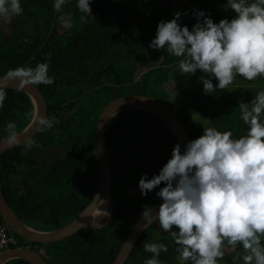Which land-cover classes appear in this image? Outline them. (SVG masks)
Masks as SVG:
<instances>
[{
  "label": "trees",
  "instance_id": "trees-1",
  "mask_svg": "<svg viewBox=\"0 0 264 264\" xmlns=\"http://www.w3.org/2000/svg\"><path fill=\"white\" fill-rule=\"evenodd\" d=\"M20 3L23 12L11 17L7 29L0 26V76L9 69L34 68L46 62L48 75L53 78L51 85H35L46 100L47 119L54 120L52 128L42 129L32 139V147L23 145L0 156V191L28 227L39 232L62 229L92 202L99 182L95 130L104 108L116 99L141 95L160 101L176 112L190 140L203 135L207 127L232 131L236 137L245 133L247 126L240 118L239 102H250L264 90V78L247 81L236 76L227 88L205 94L200 70L192 76L181 74V58L149 47L158 22L174 18L170 0H92L94 19L87 23L79 20L76 0H68L59 13L53 9L54 0ZM225 4L226 0H185L183 8L203 10L218 23L235 15L233 10L224 9ZM65 14L72 15V20L65 31L59 32L60 17ZM179 23L191 30L196 19L192 16ZM148 49L150 58L146 56ZM156 58L161 59L158 65L148 66ZM182 80L188 94L172 98L165 85ZM5 90L0 107V141L7 139V123H15L19 134L31 123L35 111L27 94ZM105 135L112 159L111 222L102 229H83L53 244L28 242L9 227L16 243L8 249L30 248L48 264L115 261L145 207L162 201L155 192L163 183L142 196L139 179L143 174L149 178L159 174L178 141L161 118L144 109L119 112L109 121ZM155 135L163 141L158 152L146 147ZM144 242L167 246L168 251L157 257L160 264H181L177 245L158 221L140 236L125 264H143L151 257L143 251ZM223 248L231 254L220 264H243L245 253L239 243L233 248L225 242ZM5 264L29 263L15 259Z\"/></svg>",
  "mask_w": 264,
  "mask_h": 264
},
{
  "label": "clouds",
  "instance_id": "clouds-1",
  "mask_svg": "<svg viewBox=\"0 0 264 264\" xmlns=\"http://www.w3.org/2000/svg\"><path fill=\"white\" fill-rule=\"evenodd\" d=\"M67 2L54 0V11L59 13ZM91 2L76 0L81 22L94 19ZM223 7L233 10L234 17L214 23L205 11L194 10L196 23L191 30L179 23L187 13L177 12L172 20L158 22L149 43L151 49L181 58V74L192 76L200 70L205 94L227 88L236 76L247 81L264 78V0H226ZM22 12L20 0H0V19L8 21ZM60 19L64 27L70 26L71 16ZM48 70L46 62L34 68L16 67L0 79L19 80L23 86L51 85ZM5 88L0 86V107ZM238 108L247 126L243 135L203 128V135L188 141L183 150L180 143L174 145L159 174L151 178L143 174L139 179L142 196L164 185L155 192L163 201L158 211L146 206L141 218L158 221L171 234L181 264H220L225 242L233 248L237 243L242 246L243 264H264V90L250 102L240 101ZM38 124L46 130L54 120L41 117ZM6 131L7 143L16 145V124L7 123ZM34 144L28 140L24 147ZM143 251L152 254L143 264H160L157 257L168 248L164 243L144 242Z\"/></svg>",
  "mask_w": 264,
  "mask_h": 264
},
{
  "label": "water",
  "instance_id": "water-1",
  "mask_svg": "<svg viewBox=\"0 0 264 264\" xmlns=\"http://www.w3.org/2000/svg\"><path fill=\"white\" fill-rule=\"evenodd\" d=\"M5 76H0L3 78ZM0 86L5 89L15 90L27 94L34 105L35 111L31 123L26 129L18 134V143L9 145L7 139L0 141V156L4 153L25 145L28 140L34 139L42 127L38 124L41 117L47 118V105L40 90L35 85H20L19 80L0 79ZM127 109H144L159 118L171 129L178 143L183 146L190 141L185 126L177 116L176 112L170 110L160 101L141 95L125 96L112 101L102 111L95 130V140L99 157V182L96 194L92 202L76 217V219L62 229L52 232H39L28 227L12 210L4 194L0 191V216L10 229L28 242L38 244H53L72 237L83 229H102L106 227L113 215V195H112V159L106 141V128L109 121L119 112ZM160 203L154 206L158 211ZM104 203L105 212L99 221L93 220V215L97 207ZM155 211L153 216L155 217ZM156 221L148 223L141 218L126 239L121 251L112 264H125L140 236ZM20 259L29 264H48L40 253L30 248H14L0 253V264H5L11 260Z\"/></svg>",
  "mask_w": 264,
  "mask_h": 264
},
{
  "label": "rangeland",
  "instance_id": "rangeland-1",
  "mask_svg": "<svg viewBox=\"0 0 264 264\" xmlns=\"http://www.w3.org/2000/svg\"><path fill=\"white\" fill-rule=\"evenodd\" d=\"M173 5H174L175 13H177V12H181V13H185L186 12L187 13V15H182L180 17V21L179 22H182V21H184V20H186V19H188V18L193 16L192 13L194 12V9L189 8V9L185 10L183 8L184 1L175 0ZM68 16L72 17V15H67V14H65L63 17L67 18ZM8 21H4V20L0 19V26L2 28L7 29ZM57 29H58L59 32H63V31H65L67 29V27H64L63 23L61 21V23H60V25H58ZM150 55H151V51L148 49V53L146 54L147 58H150ZM160 60H161L160 58H156L155 60H151L150 63L148 64V66H156V65H158V62ZM141 71H143V69L139 70V73ZM164 88H165V90L170 92L172 98L176 97L178 94L187 95L188 94V90H189V88L187 87L186 82H184L183 80L182 81H177V82H172L169 85H165ZM162 143H163V141H162L161 136L160 135H155L146 143V147L148 149H150V150H153L154 152H158L160 150V148L162 147ZM129 194H131V193H129ZM128 198H129V195H126L125 199H128ZM222 250L224 251L225 255L222 258V260L220 261V263L226 262L229 259V256L231 254V250H229V249L222 248Z\"/></svg>",
  "mask_w": 264,
  "mask_h": 264
},
{
  "label": "built area",
  "instance_id": "built-area-1",
  "mask_svg": "<svg viewBox=\"0 0 264 264\" xmlns=\"http://www.w3.org/2000/svg\"><path fill=\"white\" fill-rule=\"evenodd\" d=\"M16 241L10 232L8 225L0 219V253L8 250L10 244Z\"/></svg>",
  "mask_w": 264,
  "mask_h": 264
},
{
  "label": "bare ground",
  "instance_id": "bare-ground-1",
  "mask_svg": "<svg viewBox=\"0 0 264 264\" xmlns=\"http://www.w3.org/2000/svg\"><path fill=\"white\" fill-rule=\"evenodd\" d=\"M104 212H105V206L103 203V204L99 205L97 207V209L95 210L94 215H93V220L99 221L100 219H102Z\"/></svg>",
  "mask_w": 264,
  "mask_h": 264
},
{
  "label": "crops",
  "instance_id": "crops-1",
  "mask_svg": "<svg viewBox=\"0 0 264 264\" xmlns=\"http://www.w3.org/2000/svg\"><path fill=\"white\" fill-rule=\"evenodd\" d=\"M181 1H184L185 2V0H181ZM175 2V0H170V4H171V6L172 7H174V5H173V3ZM183 7H184V5H183ZM195 10V9H194ZM175 14V13H174Z\"/></svg>",
  "mask_w": 264,
  "mask_h": 264
}]
</instances>
